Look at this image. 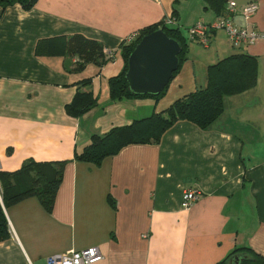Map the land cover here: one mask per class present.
Masks as SVG:
<instances>
[{"label": "crops", "instance_id": "crops-1", "mask_svg": "<svg viewBox=\"0 0 264 264\" xmlns=\"http://www.w3.org/2000/svg\"><path fill=\"white\" fill-rule=\"evenodd\" d=\"M231 1L236 24L264 34V0H254L247 21L240 10L250 0ZM167 16L187 26L219 17L202 0H36L27 10L0 9V170L66 161L51 210L36 197L3 206L10 237L0 242V264H47L53 254L90 246L102 255L92 264H215L239 246L264 256V116L252 110L260 101L255 87L225 96L208 129L181 120L158 143L125 146L99 164L74 158L92 134L163 111L204 86L206 67L224 56L246 52L264 66V37L236 48L217 29L208 47L187 41L185 60L157 98L110 100L108 78L124 68L125 37ZM74 33L113 57L77 68L79 56L64 47ZM77 92H91L95 102L72 115L66 106ZM187 189L199 194L183 208Z\"/></svg>", "mask_w": 264, "mask_h": 264}, {"label": "trees", "instance_id": "trees-1", "mask_svg": "<svg viewBox=\"0 0 264 264\" xmlns=\"http://www.w3.org/2000/svg\"><path fill=\"white\" fill-rule=\"evenodd\" d=\"M202 1L205 7L211 8L219 17L228 14L227 0ZM35 2L36 0H0V9L3 11L8 6L18 4L22 9L27 10L32 8ZM158 28L164 30L169 38L177 40L181 45L178 54L179 65L173 75L178 71L181 62L186 58L188 43L179 26L168 25L161 20L142 29L131 43L121 46L124 68L120 73L108 78L110 100L118 101L142 96L157 98L164 92L167 85L157 95L132 94L124 77L127 57L136 42L144 34ZM48 40L46 38L37 41L36 53H40L42 44ZM64 47L67 53L79 56L81 61L77 68L83 67L86 63L109 60L104 55L101 42L80 33L67 36ZM257 80L258 60L255 55L236 52L224 56L206 67L204 86L197 87L176 99L163 111H153L146 117L134 119L127 125L113 127L103 134H92L89 143L81 151H75L74 158L99 164L103 158L115 155L125 146L158 143L163 134L181 120L191 122L200 129H208L223 112L225 96L253 88ZM94 102L91 92H77L66 108L70 114L79 115L88 111ZM65 163V160L54 162L27 160L17 171L0 170V242L10 237V227L3 206L7 207L23 199L36 197L45 209L51 210ZM234 256L242 258L239 264H264V256L248 246L235 247L227 257L215 264H230V259Z\"/></svg>", "mask_w": 264, "mask_h": 264}, {"label": "water", "instance_id": "water-1", "mask_svg": "<svg viewBox=\"0 0 264 264\" xmlns=\"http://www.w3.org/2000/svg\"><path fill=\"white\" fill-rule=\"evenodd\" d=\"M181 45L161 28L144 34L129 53L124 74L128 89L135 95H157L178 68ZM234 256L230 264H239Z\"/></svg>", "mask_w": 264, "mask_h": 264}, {"label": "built area", "instance_id": "built-area-1", "mask_svg": "<svg viewBox=\"0 0 264 264\" xmlns=\"http://www.w3.org/2000/svg\"><path fill=\"white\" fill-rule=\"evenodd\" d=\"M257 4L254 0L247 2L240 10L243 18L247 21L256 11ZM226 10L230 11L234 15L237 13L235 10V4L230 1L226 5ZM165 24H176L175 19L167 16L163 20ZM248 23L244 26L236 24L230 16L225 15L218 17L216 20L210 23L198 22L193 27H189V39L197 37L199 43L207 46L209 38L205 35L207 32H213L217 29H222L226 32L229 42L233 47H240L243 44L252 43L257 38L264 37V34L257 31L247 30ZM137 37L136 34L128 36V41H134ZM112 51H106L107 57L110 59L113 57ZM199 192L195 189H187L182 192L181 203L183 208H189L191 204L197 199ZM102 258L101 252L96 246H90L82 250L70 249L62 253L53 254L46 259L47 264H92L99 261Z\"/></svg>", "mask_w": 264, "mask_h": 264}, {"label": "rangeland", "instance_id": "rangeland-1", "mask_svg": "<svg viewBox=\"0 0 264 264\" xmlns=\"http://www.w3.org/2000/svg\"><path fill=\"white\" fill-rule=\"evenodd\" d=\"M230 1L231 0H227L226 5H228ZM237 8L238 7L235 5L236 12H237ZM228 16H230L232 18V20L235 22V20H234L235 15L233 13H231L229 11L228 12ZM197 23L198 22H194V24L191 23L190 26H187V24H185V23L182 24V25H178L177 22H176V24H168V25L179 26L180 29H181V31L184 32V33H186V35H187L186 36V40L191 43L190 45H193L194 44V45H199V46H202V47H208L209 42H210V38H211V34H212L211 32H207L206 35H205L207 38H209V42H208L207 46H204V45L200 44L199 43V39L197 37H192L190 39L188 37L189 27L191 28V27H193ZM127 38H128V36L125 37L124 43L125 44L131 43L132 41H128ZM257 60H258V63H259L258 57H257ZM261 63L264 64V58L261 60ZM255 90H256V93H257L256 95L259 97L260 101H259V103L252 110H255L256 112H258V116H264V66L262 67V69H258V80H257V84L255 86ZM258 121L259 122L264 121V117L261 118V121L259 119H258ZM261 135H262V137L264 139V132H261Z\"/></svg>", "mask_w": 264, "mask_h": 264}]
</instances>
